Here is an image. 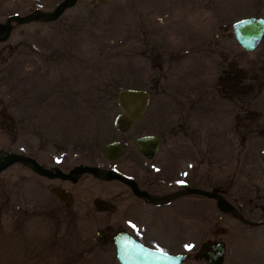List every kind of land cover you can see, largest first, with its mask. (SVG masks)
<instances>
[{"label": "rangeland", "instance_id": "obj_1", "mask_svg": "<svg viewBox=\"0 0 264 264\" xmlns=\"http://www.w3.org/2000/svg\"><path fill=\"white\" fill-rule=\"evenodd\" d=\"M59 1L0 0V21ZM263 8L264 0H79L56 20L15 23L0 42V152L48 150L45 161L64 168L107 165L101 148L123 133L113 124L118 91L140 87L150 93L148 107L123 134L172 123L176 133L165 142L191 146L199 169L210 172L207 189L257 219L264 215L252 203L257 183L264 186V37L247 50L231 24L264 16ZM160 101L179 107L167 114ZM51 182L60 183L20 162L0 173V264H121L115 217L85 202L78 187L77 197L61 201ZM191 197L207 208L129 211L141 221L132 230L154 247L187 253L182 264H208L198 253L219 239L223 264H264V225L241 221L207 194ZM187 233L195 244H184Z\"/></svg>", "mask_w": 264, "mask_h": 264}, {"label": "flooded vegetation", "instance_id": "obj_2", "mask_svg": "<svg viewBox=\"0 0 264 264\" xmlns=\"http://www.w3.org/2000/svg\"><path fill=\"white\" fill-rule=\"evenodd\" d=\"M150 94V93H149ZM150 101V100H149ZM166 102V101H165ZM179 106L168 105L164 102L160 101L159 110L165 111L167 114L171 112V110L175 111ZM145 112V111H144ZM145 114V113H144ZM131 128V125L130 127ZM128 128V129H129ZM127 129V130H128ZM127 130L122 131L125 133ZM159 132H147L141 134H155L161 137V143L154 152L153 156L149 157L143 151H141L136 143V139L141 134L133 136L131 131L130 134H121V137L114 138L116 140L122 141L123 144V151L121 155L117 158H109L104 155L102 148H101V155H103L104 159L109 163L107 165H100L98 163H88L92 165L102 166L103 169H112L116 170L123 175L127 176L130 179H134L136 185L138 186L137 189L145 190L150 194L146 195L139 194L135 191L134 186L132 183L124 181V179L120 178H108L103 174L101 176L94 175L93 171L91 172H81L76 180L73 178H62L61 177H49L47 175H41L38 173L30 165L31 170L36 172L37 174L45 177L46 179H57L60 181L59 184H53L51 182L50 187L52 189V185L58 186L60 189L62 188L63 191L67 192L68 199L63 201L67 203V201L72 199V197H77L74 195L75 189L78 187L83 192V199L85 202L92 204L95 209L99 211H105L112 214L115 218L114 221L110 220V226H115L117 234L119 231L127 230L131 234H133L137 239L142 241L143 243L152 246L150 241H144L141 237L137 236V232L132 230L136 223H141L140 216L137 218L136 215L128 213L129 211H138L139 215L142 213L149 212L150 206L157 207H171L177 208V211H190L193 209L196 202L199 205H202L204 209L207 208L208 205L205 204V201L193 199L192 195H205L201 192H189L190 187H197L200 189H206L209 180H210V172L205 170V168L198 167L197 163L200 160L196 155L195 151L191 146L186 148L185 145H181V142H165L168 134H171L174 131V127L172 123L162 124V128L159 127ZM175 132V131H174ZM176 133V132H175ZM130 139L127 141L126 139ZM112 139V140H114ZM193 145V144H192ZM17 151V150H14ZM20 151V150H19ZM62 151V152H61ZM22 152V151H20ZM62 155L63 150H59ZM25 154H30V152H22ZM42 164L46 166H53L57 165L61 167V164L58 163H50L48 164L45 159L49 156V152H43L41 155L40 153L37 154H30ZM125 157L123 160L122 157ZM65 156V155H64ZM195 156V157H194ZM186 159V160H185ZM198 159V160H196ZM20 161H18L19 163ZM76 162L72 166H75L78 163ZM21 163V162H20ZM23 164V163H22ZM25 165V164H24ZM64 168L61 167L64 171H70L71 167ZM202 169V170H201ZM95 179H99L101 182H97ZM255 196L252 199L253 208L259 211L260 208H264V186H261L257 183L255 186ZM53 190V189H52ZM210 190V189H208ZM217 190V189H216ZM54 192V190H53ZM219 192V191H218ZM220 193V192H219ZM54 194L60 199V196L54 192ZM80 201V198H74ZM61 201L63 199H60ZM83 201V202H84ZM179 203V204H178ZM102 217V216H101ZM257 219L252 220L254 221L253 226L264 225V215L257 214ZM105 218V217H104ZM103 219V217H102ZM136 222V223H135ZM127 225V226H126ZM104 234V239H100L102 241H107L110 239V234L106 231H102ZM115 233L112 235V240L114 242ZM199 236V235H198ZM184 241V244H195L198 240V237L194 238V236H190V234H186V236L181 238ZM219 240L214 241H207L204 243L216 242ZM203 243V244H204Z\"/></svg>", "mask_w": 264, "mask_h": 264}, {"label": "water", "instance_id": "obj_3", "mask_svg": "<svg viewBox=\"0 0 264 264\" xmlns=\"http://www.w3.org/2000/svg\"><path fill=\"white\" fill-rule=\"evenodd\" d=\"M78 0H61L51 10H44V8L37 7L32 11L25 14L11 13L3 21H0V41L7 40L14 28L15 23H25L34 20L53 21L58 19L63 11L72 7ZM264 11V8H263ZM234 33L239 43H242L243 47L248 50L254 49L260 43L264 36V16L250 15L246 17H240L232 24ZM118 101L121 105V110L115 117V126L122 131L127 130L130 124L141 116L147 108L149 102V93L145 89L139 88H123L118 91ZM136 143L141 151L147 156L151 157L158 149L161 143V137L155 134H141L137 137ZM102 151L104 155L111 158H117L123 151V144L120 140H111L104 144ZM264 161V150L260 154ZM20 161L21 163L32 167L41 175H47L51 177L73 178L76 180L77 176L82 172L93 171L94 175L101 176L102 174L108 178H120L124 181L132 183L135 191L139 194H150L145 190L137 189L138 186L134 179H130L116 170L103 169V167L88 164L78 163L72 166L70 171H64L61 167L53 165L50 167L42 164L36 159V157L30 154H24L20 151L8 150L6 152H0V173L12 165ZM52 189L60 196V199L66 201L68 199L67 192L59 188L56 185H52ZM201 192L207 194L210 197L217 199L218 206L224 211H229L236 217H239L241 221L253 224L254 221L243 215L239 208H237L232 202L228 201V198L224 197L217 190L200 189L190 187L189 192ZM99 239H104V234L101 231L97 233ZM104 237V238H103ZM114 242L116 247V255L121 264H182L188 257L187 253L178 252L172 253L159 249V247L148 246L126 229L115 233ZM227 254L226 245L222 241L210 242L203 244V250L199 251L198 257L205 259L209 264H223Z\"/></svg>", "mask_w": 264, "mask_h": 264}]
</instances>
